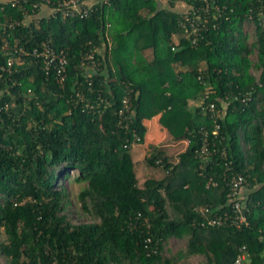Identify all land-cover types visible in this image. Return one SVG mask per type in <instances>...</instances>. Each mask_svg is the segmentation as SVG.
Segmentation results:
<instances>
[{"label":"trees","instance_id":"1","mask_svg":"<svg viewBox=\"0 0 264 264\" xmlns=\"http://www.w3.org/2000/svg\"><path fill=\"white\" fill-rule=\"evenodd\" d=\"M68 1L0 0V64L20 61L0 72V264H233L243 246L245 264H264V0H226L235 12L196 44L179 24L189 0H80L85 17ZM47 44L68 54L64 83L32 55ZM154 116L190 143L177 161L150 152L166 173L141 185L132 147ZM217 123L208 163L198 150ZM74 170L91 222L71 218ZM233 171L250 225H202L230 212Z\"/></svg>","mask_w":264,"mask_h":264},{"label":"built area","instance_id":"2","mask_svg":"<svg viewBox=\"0 0 264 264\" xmlns=\"http://www.w3.org/2000/svg\"><path fill=\"white\" fill-rule=\"evenodd\" d=\"M186 1V0H185ZM191 3L189 6L183 10L181 17L179 18V24L183 29L189 33L190 36H193L192 43H197V37H200L204 32L208 31L211 26H215L218 23V20L223 18L228 19L230 15L235 12V8L232 5L226 3V0H189ZM91 8L85 7L80 0H70L66 3L65 13L70 16H88ZM259 25L264 27V11L257 12ZM254 16L250 15L249 19L253 20ZM217 20V21H216ZM7 47V46H6ZM5 47V48H6ZM21 55L26 53L23 48H20ZM32 55L41 58L45 64V69L50 71H55L57 78L61 83H64L68 76V54L63 49L56 50L52 45L47 44L44 48L35 49L32 52ZM18 58L9 57L7 65L0 64V72L11 71ZM1 74V73H0ZM257 76V82L260 87H264V78L262 77L261 72L254 73ZM263 78V79H262ZM252 96V93L247 97L245 96L244 100H249ZM123 103L125 107L130 105V95H125L123 98ZM209 111L212 112V117L217 121L218 116L220 115V110L217 109L216 103L212 102L209 105ZM214 138L213 142L208 137L204 138V142L199 148L198 152L200 155L205 157V161H210L209 156L216 153V139L220 141L223 140L224 136L221 134L220 124H215V129L213 131ZM137 140L141 141V138L137 136ZM187 143H190V140L187 139ZM222 155L227 154V149H222ZM207 158V159H206ZM211 159V158H210ZM158 162H163V159H160ZM211 162V161H210ZM208 162V163H210ZM233 163V160L229 162V165ZM229 168V167H228ZM226 180L229 181L231 187V210L230 212L226 211L221 215L208 216L204 221L201 222L202 225H235L238 227H243L244 225H250L249 221V208L247 207V201L243 196V189L248 185V182L244 175L233 171L231 174L225 175ZM215 175H210L208 179L207 186L217 185ZM204 211H210V208L207 207ZM248 257L246 246L241 247V251L237 256L233 264H245V261Z\"/></svg>","mask_w":264,"mask_h":264},{"label":"rangeland","instance_id":"3","mask_svg":"<svg viewBox=\"0 0 264 264\" xmlns=\"http://www.w3.org/2000/svg\"><path fill=\"white\" fill-rule=\"evenodd\" d=\"M145 124L148 126V131L145 134L144 140L135 143L132 147L135 168L141 185H143L144 181L153 174L157 177H162L166 173L163 165L152 166L147 163L146 156L150 150H156L167 143H174V147H177L178 149H175L174 151H172L171 148L166 147V149L168 152L171 151L170 153H172V155H175L177 154V151L179 152V150L186 147V144H184L181 139H175L164 129L160 122V116L145 119ZM78 173V170L71 171L70 178L62 181L67 187L72 201L71 206L69 207L71 210V218L74 223L91 222V217L83 211L82 204L78 198V194L83 186L82 184H78L74 179ZM184 243V240L174 238L172 239L171 246L172 248L177 249L184 245Z\"/></svg>","mask_w":264,"mask_h":264},{"label":"crops","instance_id":"4","mask_svg":"<svg viewBox=\"0 0 264 264\" xmlns=\"http://www.w3.org/2000/svg\"><path fill=\"white\" fill-rule=\"evenodd\" d=\"M97 0H91L90 1V3H94V2H96ZM159 1V5L161 6V7H164V6H166V5H168V1L167 0H158ZM159 6V7H160ZM179 6V8H178V10L180 11V12H183V10H185L186 9V7H185V5L181 2V4H179L178 5ZM146 125V124H145ZM146 127H147V131H148V126L146 125ZM164 129L167 131V132H169L165 127H164ZM179 141H181V140H179ZM183 142H184V144H186V147H184V148H182L181 150H179V152L177 151V154H175V155H172V153H170L171 151H167V149H166V147L167 148H171L172 149V151H174L175 149H178L177 147H174L175 145H173L174 143H167V144H165V145H162V146H160L159 148L162 150H165V153L168 155V156H170L171 157V160H173V161H177L178 160V156H179V154H181L182 152H184L186 149H187V139L186 140H182ZM170 145H173V146H170ZM158 148V149H159ZM157 150V149H156ZM156 150H150L149 152H148V154L150 153V152H152V151H156ZM175 158H177V159H175ZM175 159V160H174ZM245 190H247V189H243V192L245 191Z\"/></svg>","mask_w":264,"mask_h":264}]
</instances>
